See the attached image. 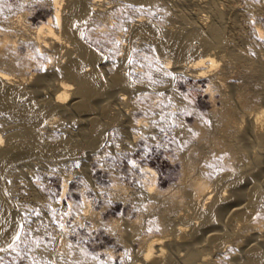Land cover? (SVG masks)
Here are the masks:
<instances>
[{"label": "rangeland", "instance_id": "obj_1", "mask_svg": "<svg viewBox=\"0 0 264 264\" xmlns=\"http://www.w3.org/2000/svg\"><path fill=\"white\" fill-rule=\"evenodd\" d=\"M67 1L69 0H63V4L61 7L62 15L70 12L69 11L70 9H68L66 6V4L68 3ZM160 1H159L160 3H157L155 5L153 4L152 5L153 8L151 6L150 7L145 6V8H143L144 5L136 4L137 2L135 4L132 2L129 3V0L126 1L110 0L108 1V3H106V6L104 8L105 10H103L104 13L102 11H98V12L93 11V13L89 16L90 18L88 17L87 20L85 21L84 23L85 25H82L83 27L81 26L79 31V35H80L79 37H80V41L83 42L82 45H84L88 49L90 48L89 50L95 52V54L97 53L96 55L98 56L94 60L96 63L85 62L82 64L83 67L81 66L82 67L81 70L85 72L89 70L90 71L97 70L99 73L101 72L100 74L103 76L102 79H104V81L108 84V87H106L108 90L105 91H109V92L107 93L104 92V94L98 93L99 94L98 97L94 99L92 98L93 100L91 99L92 102L91 107H93L92 108L93 110L92 111L90 110L91 111L90 113L89 112L87 113V111L86 112L80 110L77 111V109L76 111H74L75 109L70 107V108H66L65 110L58 109L57 112H55L56 111L55 110L51 112V115L48 113L50 116L48 114L47 115L45 114L44 116L45 118H43L44 120L43 122H47L49 120L48 118L50 117H56L57 121H55V123H53L49 127L45 128L44 125L43 128L42 126L39 127L37 132H38V137L40 138L39 140H41L40 141L41 144L44 145L43 143H45V146L48 145L49 147L53 145L54 142L57 141L56 143H58L59 141V143L65 144L70 150H72L71 148L72 146L76 145V147H78L77 150L76 147L74 146L73 149L75 151L73 150L72 152L67 151L65 152V156L63 155L64 153L60 154L59 156L58 154L57 156H55L56 154L54 156L48 155V157L47 154L46 156L44 154H42L43 156H41V154H37V155L32 154L31 156L30 154L29 156L28 154H26L25 156L22 155L20 156V158L12 161L11 164L8 165V167L5 168L3 172H0V204L1 203H3V205L5 204V207H7L6 209L8 210L7 212H9L8 215L11 218L10 220L13 223H15L14 225H16V227L14 226L16 229L14 228L13 230L14 233L11 234L9 239L5 240L0 244V264H73V263L74 264H89V263L106 264L105 259H107L108 257L107 254L110 252L114 254L112 257L113 260H111L112 262L111 261L110 263L107 262L108 264H132L131 257L132 255L134 256L136 250L139 247L137 240L132 242L131 241V239H133L132 237L130 239L128 237L127 239L129 240L124 238V240L126 239L127 241L125 240V242H123L122 244L118 239L119 235L112 232L110 229H108L107 226L105 227V225L109 220L119 219L120 216H122L120 220L127 219V216L133 219L139 213H141L140 215L142 216V219H147L149 217L151 218L152 215L158 213L161 217H163V219H165V221L171 222L173 218V213L176 212L177 210H178L177 212H180L179 211L180 207H181L180 209L181 212L183 209V213L185 214L187 211L190 210L193 211V208L190 209L192 207L190 206L191 205L190 203L187 204L182 203L181 204L182 206L179 204L180 206L179 207L177 206V204L171 205L170 200L162 196L155 199V201L152 203H150L149 200L143 198L141 196V193L139 192V188L137 187V183L139 186V181L142 178L139 176L141 174L140 172L141 167L148 165L147 167L149 168L151 167L150 169L154 170L157 186L159 185L160 186L159 188L160 189L162 188L160 192H163L166 189L173 187L174 184H177L179 182V179L181 177V169H182L181 159L195 160V158L198 156L197 152L199 151L200 153H203L201 154L202 157L200 156L201 160L203 158L207 160L210 159L216 160L217 162H219L221 159L228 160V165L226 167H223L222 165L219 164L218 166L216 165V167L213 166V168L211 164H210L211 167L208 165H206L207 167L204 166L205 169L204 173H206L205 175L207 179L209 178L208 179L209 185H213V186H209V190L213 189L212 191L216 190L217 192L219 191L220 193H222L223 191H220V189L231 190L232 188V186L228 184V182H226L225 180H223V184H219L220 186L219 185L217 186L218 178L219 177L221 178L222 177L221 174H224L225 171L227 172L228 175L230 174V178L233 177V179H236L235 177L237 175L234 174L235 176L234 177L233 175H231V173L236 172V170H241L243 168L245 169L246 168L245 166L248 165V162L246 163V161H249V163L252 164V165L250 164L252 168L254 166H255L254 168H256L257 166L256 164H259L261 168L264 166L263 163L264 152H262V156L261 153L259 152L260 153L259 155L260 157H259L254 151L256 150L255 142L252 139H250V137H246L248 136L247 131L249 130V125L245 121H247L248 120L247 118L250 117L251 115L250 112L253 113L254 110L250 111L247 110V108H243L241 105H238L240 104L239 100H237V98H234L236 97V95L233 96L236 90L238 89V87H242V88L244 87V90L248 89L246 91L248 92V94H252V93L254 95L258 94L257 97L259 101L264 103L263 101H261L264 100V51L262 47L258 44V42H256L255 34L253 31L254 25L257 24L261 26L262 30H264V13L257 12L256 10L253 9L254 7H252L253 6L252 4L254 5L255 3L258 4L260 0H164V1L160 0ZM49 2L50 0H0V30H2L0 31V36L2 34L1 32H6L7 30H9V27L10 29H14V31L17 29L16 30L17 32H23V31L25 32V30L32 31V28L36 27L37 24L39 25L42 21L46 22L48 17L52 16V10L49 5L50 4ZM209 3L210 5H208ZM215 7L216 9L218 8V10L222 13L223 18L221 19L223 20H220L219 26L221 25L220 28H222L227 38V42L226 44L224 43V45L220 47L216 46L215 44H211V46L206 44L208 45L207 48V46L203 42L201 43L199 40H196L193 42V51L203 52L205 50L208 51L210 50L209 52L216 51L215 53L217 54L223 53L225 55V61L228 65V72L229 71L231 72L233 70L236 71L237 69H239L238 65L241 63L242 64L244 63L245 66L243 64L244 69L240 70L242 72V76L240 75L237 76V74L235 75V73H237L238 71L237 70L235 73L234 71L231 72L232 74L229 72L230 78L228 77L225 81H223L224 85H221L222 83H219L217 80L215 82L216 84L214 83L215 85L211 88L213 91L211 92V97H210L209 95L210 93L205 91V85L207 84L206 81L194 80L184 75L180 69L176 70L172 68L173 69L172 70L170 68L172 71H174V73L172 71H168V73L166 72L164 73L163 71H161V67L164 65L163 64L164 60L170 58L166 56H171L172 59L170 58V60L172 61V64L174 63V66H176L175 62H177V66H178L179 62H180L179 64H181L184 63L185 60L186 61L189 60V56H185L182 59L176 58V60L178 61H175L176 56H174V53L172 54V50L170 48L172 47V45L170 43L169 45H166L168 46V48L165 47L166 49L165 50L161 49L162 50L161 51L159 50L160 49L158 47L159 45L156 42H153L152 39H150L151 40L150 41L149 38L146 39V37L134 38V36L132 37V35L130 34H132L133 31L131 29L132 27L131 20L138 14H142L144 18H146L145 23L147 22L150 25L154 24V26L159 27L157 29L159 31V32L157 31V34L161 37L160 39V37L157 35L159 40L162 39L164 40V38L165 40L166 38L168 39L167 37V35H169L168 32L171 34L174 31V35L176 34L178 35V34H182L185 31L187 32L188 29L189 30L193 29V26L198 27L199 29H201V31L203 32L205 31L206 33L207 32L206 30L209 27V25L212 22H214V17H212L213 13L211 12H214ZM150 10L151 12H149ZM208 10L210 11L207 12ZM18 14L19 16L21 15L23 17L20 19L21 23L20 21L16 22L15 20H13L15 19L13 17L18 16ZM100 15L101 17H99ZM193 20H195L197 24ZM14 21L17 24V26L15 25ZM201 21H203V23ZM105 22L107 24L104 26ZM191 23L192 25H190ZM163 27L165 28L162 29ZM167 27H169L170 29L169 28L167 29ZM4 29L7 30L5 31ZM19 29H21V31H19ZM162 30H164L165 32ZM14 31L12 34H15ZM181 31L183 32L181 33ZM163 33L166 35H164ZM117 34L120 37L122 36V39L125 37V39L119 45L118 44L114 45V43L111 42L114 39V38L112 39V37L113 35L116 37ZM15 36L16 35H13L14 38L17 39L21 38L19 37V35L16 37ZM23 39L21 38L19 41H17L18 44H16L17 45L16 48L20 47L19 49L18 48L17 49L18 51L21 50L20 52L22 54L25 48L24 46L25 44L24 43H23L24 45L22 44V42H24L22 41ZM262 40H264V37ZM70 41L71 40L68 41L69 42L68 44L70 47H72L71 49L73 51L70 50L69 48V50L71 51L69 53L70 55L69 57H78L79 53L78 52L76 53L77 49L76 48L74 49L75 46L74 44L73 45L70 44L73 43ZM121 44L125 46L123 47V45ZM47 49L42 51L43 54L42 52L40 54L38 52L37 55L35 54L36 64L33 63L31 64L30 67L28 66L24 68L23 69L24 71H20L18 69H10L7 66L6 63L9 62V61L7 62V59L13 58L11 56L4 57L3 59L0 60V63L5 61V64L4 62L0 64V69L7 68L6 70H11V72H13L15 75L18 76L17 77L18 80L16 78V81H14L15 83L13 82L12 87L20 86V88L25 89L24 91H27L28 94H31L33 92L30 95V97H32L31 101L38 108L46 107L45 104L46 102H48L49 104L50 101L48 100H50L51 99L50 97H52V94H54L53 83L55 84V82L58 81L62 76L59 71L60 69L58 68L59 66L65 63V60H67L66 58L69 59V57L63 52L65 48L62 50L61 49L51 50L49 48V51L46 52ZM169 50H171V52ZM163 51H165L166 53L165 52L163 53ZM129 59H131L132 61L131 64L128 62ZM116 67L121 73L116 69ZM259 68L261 70H259ZM135 69H138L140 71L142 70L141 72L143 73L140 72L139 74H136V71L138 70ZM113 70L114 71L116 70L123 76L125 75L126 79L128 78L127 79L128 84L124 88L125 90L123 89L122 85L120 86L121 88L120 89L117 85H114L115 84L114 83L113 85L115 86V89H113L114 91L111 90L112 92H110L109 82L107 81L109 80L111 81L110 82V89H111V87L113 86V85L111 86V83L113 82L112 80L113 73L111 71ZM148 70L149 71L151 70L149 74H148L149 72ZM178 70L179 72H176ZM20 74L25 76L24 78L26 79L19 80L21 77H23ZM163 76L166 77L164 78ZM233 76H235L236 80L234 79ZM38 78L40 79L36 81V79ZM219 81L221 82L222 80ZM75 85H73V87H75ZM231 87L234 88H232L231 90ZM121 93L124 94V96L126 97L127 101L126 100L124 101L125 105L119 103L118 100L115 101L114 99L116 97L118 98ZM230 94L231 96H229ZM259 96L263 99L259 98ZM228 97L229 99H227ZM222 99L223 100L227 99L228 100L226 101L227 104L222 103L223 101ZM232 100L234 102L231 103ZM260 102H258L256 105L261 106L262 103L259 104ZM221 104H223L224 106L221 107ZM231 104L232 106L229 108L227 105L230 106ZM234 104L236 107L234 106ZM211 105L213 106V108L211 107ZM257 106L252 105L248 109L250 108L255 109L257 108ZM262 106L264 105L262 104ZM121 107L123 108L121 109ZM232 107L234 109H232ZM225 108H228V111H230L231 109V111L229 112L230 118L232 116L231 112H233L234 117L232 116L231 119L237 118L236 120L239 121L240 116H242L245 123L243 122L244 123L243 124L241 123V121H239L240 122L239 124H242L243 126L246 127L239 125L236 122V120L234 121V119L232 120V122L234 123L233 124L230 118H229L230 122L228 121L229 120L228 118H225L227 120L224 119L225 121H223L225 124L224 129L225 130L229 129L230 133L227 131H226L227 133H224L222 126L223 124L220 123V121H217L215 115H213L214 111H212V109L213 110L215 109V111L216 109H218L217 111L222 113L224 112ZM102 109L103 111L105 110L104 112L106 114L102 111ZM219 109L223 111L221 112V110L219 111ZM244 109H246L245 113L247 115L244 114V112H242L244 111ZM125 110L126 112H124ZM248 111L250 112L248 113ZM229 113H228V117H229ZM235 113L240 116L236 115ZM248 114L250 115L248 116ZM243 115L245 116L243 117ZM126 116H128V118ZM139 119L142 120V121L140 120L142 123L145 121L146 123L144 122V124L146 126L142 124L141 127L136 128L134 125H136V122ZM226 122L228 124H226ZM93 123L96 124L94 125ZM235 123L239 125L238 126L239 129L237 128V126H235L236 125ZM194 125H198L199 127H196ZM18 126L21 125L19 123L15 124V121L11 119V117H9L2 109H0V134L3 136L4 140L6 138L4 135L8 134L10 131L13 130L15 131V129L19 130L20 127ZM94 126L98 128L96 129ZM226 126L229 128H227ZM134 127L136 129H134ZM199 128H204L205 130L207 129L206 130L207 132L204 133L205 135L207 134L206 137L204 134L201 135L202 137L198 136L200 135ZM244 132L245 134L247 133L246 136ZM143 133L144 135H142ZM232 135L234 136V138ZM235 135L237 139H235ZM203 137H205L206 140ZM91 138H93V140ZM245 138L247 139L249 138V139L246 140ZM66 140H68V142ZM235 140H237V142ZM89 141L90 142L92 141V143H90ZM210 141L213 142V144L214 142L218 143L219 141H221L222 143L219 142L218 144L219 145L222 144L223 146L222 145L219 146L217 144L216 146L220 147V149H222L221 150L222 152L220 151L219 148L214 146L215 144L213 145ZM231 141L233 143L235 142V144L232 143L234 147H232L231 145L229 147V145L227 144V143L230 144ZM50 142L53 144H51ZM66 143H68V145ZM72 143L74 145L71 146L70 144ZM69 145L71 147H69ZM207 145L209 146L207 147ZM210 145L212 148L210 147ZM254 145L255 147H252ZM196 147L198 151L195 149ZM237 147L240 151L236 152V150H238ZM213 148L215 149V151L219 149V151L217 152L218 153L220 152V154L216 153ZM227 149L228 151L232 149H234L235 151L232 150V153L231 151L226 152ZM247 151L249 153L254 152L255 154L253 155L251 153L249 154ZM228 153L229 155H227ZM244 154L245 157H243ZM188 156L189 158H191L192 156V158L189 159L187 158ZM214 157H216V159H213ZM219 157L220 158L223 157V158L219 160ZM235 157H237L238 159ZM242 157L245 159V161L244 160L240 161L243 159ZM252 157L259 159L263 158L262 161H260L262 163L260 164V162H258L259 160L256 161L257 159H253ZM198 160H200L199 156L196 158V162ZM230 161L231 163H233L234 166L230 165L231 164L229 163ZM198 162L202 163L203 161L201 162L198 161ZM253 162L255 163L254 165ZM237 163H239L240 166L243 168L240 167L241 168L240 169L239 164ZM228 166L229 169L227 168ZM231 166L232 168L234 169L237 168V169L234 171V169L231 168L232 169L231 170L230 169ZM259 166H257L256 171L251 169V167L249 166L251 172L248 171L250 172L248 173L249 176L246 175L249 178L246 177L244 179V181L246 180L247 183L246 182L244 183L243 181L240 184L241 185L243 184L242 185L243 188L241 187V191L243 190L242 192L244 194L248 192L247 190L250 187H253L252 185L256 186V183L258 184L257 185L258 188L261 189V190L258 189L260 191L259 195H262L259 196L260 198L259 202L263 206V210H262L263 214L261 216L262 219L260 223H258L257 220H252V219L248 220L249 223L253 224V225L249 224L251 228L248 230L250 232H248V230L245 227L236 228L238 232L236 229L234 230V228L232 227V232L234 231L232 233L230 230L231 227L229 226L231 225L230 222L231 219L228 218L229 216L227 213V211L229 210L225 211L226 213L223 212L221 214V217L219 218L220 220L218 219L220 222L219 221L218 222L219 223L222 222V223L221 224L218 223L219 225L215 229L216 231L219 232L225 231L226 233L227 232H229L230 234L232 233L231 235L235 237L236 244L231 245L232 246L231 247L230 244L226 243L225 245V243H223L219 247L222 250L221 251L219 249L221 253L225 254L226 256L228 253L230 254L231 257L234 256L232 258L233 262H230L232 259H229L230 256L228 254V257L222 260L219 264H227L228 262L230 264L231 263L233 264L236 258L238 260L237 262L242 263V261L243 260L245 261L246 259L245 258V256L247 255L246 249L249 250L251 245L261 247L262 243L260 242L262 241L264 244V239H263L264 238L263 236L264 235V180L262 181V179H264V174H262L264 173V167L260 169ZM258 170L259 172H257ZM254 171L255 173L256 172L257 173L255 174ZM218 173L221 176H219ZM254 174L255 176L253 177V179L254 178L256 179L254 180L250 179V177H252ZM208 175L211 176L209 177ZM256 176L259 177L257 178ZM67 178L68 180H66ZM250 180H252V182ZM63 182L67 183V188L64 195L61 194L62 191L61 187L64 184ZM114 182H119L120 184L122 183L121 185H123V187L125 186L124 187L125 191L122 193L121 196L119 195L115 196L113 194L111 185H113ZM219 183H221V181ZM227 185H229L230 188H228ZM245 187L248 189H246ZM108 191L111 193H108ZM124 193H126V195ZM82 197L88 199V201L95 208V210L98 211V213L100 212V214L97 217L98 219L96 220L97 222L88 219L89 218L88 216L87 219L86 217L85 219L79 217L76 207H79ZM121 197L124 198V200L126 201L121 200ZM243 197L244 196L241 197L242 201L241 199L238 200V203L240 204L244 203L245 197L244 198ZM166 201H168L167 202L168 204L166 203ZM186 201L189 202V197L186 199ZM122 202H124L125 204ZM70 204H72L74 207L70 206ZM143 204L146 205V207ZM150 204H152L151 205L152 209L149 208ZM200 204H201V208L207 206V204L204 205V201H202ZM200 204L198 207H200ZM170 205L172 206L171 208ZM157 206H160V208ZM166 206L169 207V209H167ZM175 206L177 207L175 208ZM169 210H171V212ZM160 212L162 214L166 213V215L163 214L162 216ZM188 213H191V211ZM176 216L177 215H174L175 218ZM167 218L170 219V221L166 220ZM74 219L77 220L75 221ZM78 221L81 222L79 223ZM91 221L93 225L91 224ZM94 222L96 225L94 224ZM229 222L230 224H227ZM255 222L257 224H255ZM220 225L224 226L223 229L222 226ZM253 226L255 228H253ZM256 226L261 227L260 228L261 230ZM256 228L257 231L259 230L261 231L259 232L263 237L262 240H261V235L259 237L258 235L252 236V233L256 231ZM245 230L247 232H245ZM235 233L238 234L234 236ZM247 234L249 236L251 235L252 240L249 236H247ZM124 235L126 236L125 233ZM205 236L206 234L203 235L204 238L202 237V239L198 241V244L205 243L204 240ZM254 236L260 241L255 239ZM253 243L255 244L258 243V245H255ZM261 249L264 252V245ZM106 251L109 252L107 253ZM79 259H82L83 262L82 260ZM98 259H101V261L100 260L97 261ZM228 259L230 261H228ZM240 259L241 261H239ZM86 260L87 261L89 260V262H87ZM261 264H264L263 261Z\"/></svg>", "mask_w": 264, "mask_h": 264}, {"label": "bare ground", "instance_id": "obj_2", "mask_svg": "<svg viewBox=\"0 0 264 264\" xmlns=\"http://www.w3.org/2000/svg\"><path fill=\"white\" fill-rule=\"evenodd\" d=\"M110 1V0H108ZM107 0H69L67 1L68 3L66 4L67 8L70 9L69 13H66V14H63L61 13V7H62V4H63V0H50V7H51V10H52V16L48 17L47 21L46 22H41L39 25L37 24L36 27L32 28V31H26L25 32H17L16 30L14 31V29H10L9 27V30H5L6 32H1V36H0V60L3 59L4 57H7V56H11L13 58H10V59H7V66L10 68V69H18L20 71H24L23 69L26 68V67H30L31 64L35 63V58H36V55L37 53L39 52V54L47 49L46 52L49 51V48L52 50H59V49H64L63 52L69 57V53L71 52L70 50H72L69 46V40H71L70 42H73V43H70V44H74V49L76 48V53L78 52L79 53V56L78 57H69L66 58L67 60H65V63L64 64H60L61 66H59L58 69H60V74L62 75L61 78L55 82V84L53 83V93L52 94V97H50L51 99L48 100L50 101L49 104L48 102H46V107H43V108H38L36 107L32 101H31V98L30 95L31 94H28L27 91H24L25 89H22L20 88V86L18 87H12L13 85V82L16 81V78L18 77L17 75H15L13 72H11V70H6V69H0V109H2L9 117H11V119H13L15 121V124H20L21 126H18L21 128H19V130L15 129V131H10L8 134H5L4 136L6 137L5 140L3 138V136L0 134V172H3L5 170V168L8 167V165L11 164L12 161H14L15 159H18L20 158V156L22 155H26L30 154V156L32 154H41V156H43L42 154H44L46 156L47 154V157L48 155L49 156H58L60 154H63L65 156V152L67 151H75L73 149V147L76 145H74L73 143L70 144L71 146L74 145V146H70L72 148V150H70L65 144H61L59 143H56L54 142L51 143L53 145L49 146H45V143H43L44 145L41 144V140H39L40 138L38 137V129L39 127L42 126L43 128V125L46 127H49L50 125H52L53 123H55L56 120V117H50L48 118L49 120L47 122H43V118H45V114L47 115L48 113L51 115V112L55 111L57 112L58 109H63L65 110L66 108H74L73 110L77 111L80 110V111H87V113L91 112L93 109V107H91V99L93 98H96L98 97V93H102L104 94V92H109V91H105V90H108L106 87H108V84L104 81V79H102V75L97 71V70H89V71H83L81 70V68L83 67V63L85 62H93V63H96L94 60L96 57H98L95 52H92L90 51L87 47H85L84 45H82L83 42L80 41V35H79V31H80V28L82 25H85V21L87 20V18L94 12H98V11H102L105 10V6H106V3H108ZM126 1V0H125ZM160 0H129V3L132 2V3H136V4H141V5H144L143 8L146 7H152V5L154 4H157V3H160L162 1ZM164 1V0H163ZM114 3V2H113ZM118 3V2H117ZM214 3V2H213ZM254 3V2H253ZM258 3V2H257ZM111 4V3H109ZM119 4V3H118ZM216 4V3H215ZM251 4V3H250ZM249 4V5H250ZM140 5V6H141ZM210 5V3L208 4ZM213 5V4H212ZM253 5V6H252ZM251 6L254 7L253 9L256 10L257 12H261V13H264V0H260L258 4L255 3L252 4ZM65 6V7H66ZM108 6V5H107ZM215 6V5H214ZM120 7V6H119ZM139 7V6H138ZM110 8V7H109ZM137 8V7H136ZM153 8V7H152ZM107 9V8H106ZM114 9V8H113ZM112 9V10H113ZM117 9V8H116ZM213 9V7H212ZM252 9V10H253ZM109 10V9H108ZM140 10V9H139ZM251 10V9H250ZM107 11V10H106ZM146 11V10H145ZM210 10H208L207 12H209ZM68 12V11H67ZM110 12V11H109ZM118 12V11H117ZM151 12V10L149 11ZM104 13V12H103ZM120 13V12H119ZM138 13V11H137ZM142 13V12H141ZM145 13V12H144ZM213 13V16L214 17V22H212L209 27L207 28V32L205 33V31H201V29H199L198 27L196 26H193V29L191 30H187V32H183L181 31L182 34H176L174 35V31L173 33H169L168 30V34L167 37L168 39L164 38V40H159L158 39V34H157V29L159 28L158 26H154L153 25H150L148 24L147 22L145 23V19L144 16L142 14H138L136 15L134 18H132V27L131 30L132 31V37L134 36L135 37H146V39L149 38L152 39L153 42H156L159 46V50L161 49H166L165 47L168 48V46L166 45H169V43L172 45L171 50H172V54L174 53V56L175 57V61H178L176 60V58H179V59H182L183 57L185 56H189V60H185L184 63H181L179 64L178 63V66H177V62H175L176 66H174V63L172 64V61L170 60L171 56H166V57H170L169 59L167 60H164V65L161 67V71H163L164 73H168V71H172L173 69H180L184 75L194 79V80H197V81H206V85H205V91L206 92H209L210 94V97H211V92L213 91L211 88L216 84L215 82L218 80L219 83H222L221 85H224L223 81H225L228 77H229V72H228V65L225 61V55L222 53V54H217L215 52H209L208 50H205L203 52H194L193 51V42L196 41V40H199L201 43L203 42L205 45L208 44L211 46V44H215L216 46H222L224 45V43L226 44L227 42V38L222 30V28H220L219 26V22L220 20H223L221 18L222 17V13L218 10V8L214 9V12H211ZM17 14V13H16ZM20 14V13H19ZM16 16V17H13L15 19L16 22L20 21L21 18H23L21 15L19 16ZM97 14V13H96ZM107 14V13H106ZM149 14V13H148ZM147 14V15H148ZM15 15V14H14ZM23 15V14H22ZM104 15V14H102ZM116 15V14H115ZM13 16V15H12ZM106 16V15H105ZM146 16V15H145ZM205 16V15H204ZM92 17V16H91ZM101 17V15L99 16ZM210 17V18H212ZM90 18V17H89ZM104 18V16H103ZM106 18V17H105ZM204 18V17H203ZM11 19V18H10ZM148 19V18H147ZM198 19V18H197ZM196 19V20H197ZM12 20V19H11ZM104 20V19H103ZM107 20V19H106ZM202 20V19H201ZM10 21V20H9ZM14 21V23H15ZM130 21V22H131ZM195 23L196 21L193 20ZM211 21V20H210ZM213 21V20H212ZM203 23V21H201ZM21 23V21H20ZM150 23V22H149ZM13 24V23H12ZM23 24V23H22ZM107 23L105 22L104 26L106 25ZM152 24V23H151ZM197 24V23H196ZM9 25V23H8ZM15 25L17 26V24L15 23ZM26 25H27V22H26ZM192 25V23L190 24ZM254 25V24H253ZM24 26V25H23ZM29 26V24H28ZM103 26V27H104ZM198 26V25H197ZM201 26V25H200ZM27 27V26H26ZM83 27V26H82ZM195 27V28H194ZM202 27V26H201ZM8 28V27H7ZM13 28V27H12ZM15 28V26H14ZM17 28V27H16ZM165 27H163L162 29H164ZM169 27H167L168 29ZM205 28V27H203ZM170 29V28H169ZM30 30V29H29ZM203 30V29H202ZM2 31V30H0ZM13 31L15 32V34H12ZM19 31H21V29H19ZM164 31V30H162ZM253 31H254V34H255V39H256V42H258V44L262 47L263 51H264V40L263 37H264V30H262L261 26H259L258 24L257 25H254L253 27ZM125 32V31H124ZM159 32V31H158ZM165 32V31H164ZM166 32V33H167ZM178 33V32H177ZM164 34V33H163ZM13 35H16L19 37H21L24 41H20L22 42V44L25 46L24 48V51H23V54L20 52L21 50L18 51V49L20 48H16V44L17 41H19L20 39H17V38H14ZM158 35V36H157ZM166 35V34H164ZM15 36V37H16ZM124 37V36H123ZM129 37V36H128ZM160 37V36H159ZM114 38V39H113ZM133 38V39H134ZM17 39V40H16ZM112 43L115 44H120L122 41H124L125 37L122 39V36H117L115 37L113 35L112 37ZM127 39V38H126ZM132 39V38H131ZM161 39V37H160ZM229 39V38H228ZM110 40V39H109ZM126 41V40H125ZM128 41V40H127ZM151 41V40H150ZM255 42V41H254ZM230 43V42H229ZM21 44V43H20ZM125 44V43H124ZM155 44V43H154ZM123 45V44H121ZM128 45V44H127ZM170 45V46H171ZM208 45L207 48H208ZM125 45H123L124 47ZM129 46V45H128ZM259 46V47H260ZM119 47V46H118ZM225 47V46H224ZM70 48V50H69ZM122 48V47H121ZM196 48V47H195ZM117 49V48H116ZM206 49V48H205ZM221 49V48H220ZM124 50V49H123ZM168 50V49H167ZM171 50H169L171 52ZM73 51V50H72ZM129 51V50H128ZM162 51V50H161ZM229 51V50H227ZM159 52V51H158ZM165 51H163L164 53ZM220 52V51H219ZM218 52V53H219ZM241 52V51H240ZM55 53H58V52H55ZM130 53V52H129ZM166 53V52H165ZM226 53V51H225ZM36 54V55H35ZM43 54V52H42ZM161 54V53H159ZM35 55V56H34ZM76 55V54H75ZM78 55V54H77ZM124 55V54H123ZM126 55V54H125ZM168 55V53H167ZM171 55V54H169ZM236 55V54H235ZM122 56V55H121ZM133 56V55H132ZM172 56V57H174ZM232 56V55H231ZM119 57V56H118ZM131 57V56H130ZM141 57V56H140ZM229 57V56H228ZM243 57V56H242ZM49 58V57H48ZM127 58V57H126ZM157 58V57H156ZM188 58V57H186ZM227 58V56H226ZM233 58V57H232ZM6 59V58H5ZM12 59V60H11ZM52 59V58H51ZM116 59V58H115ZM119 59V58H118ZM141 59V58H140ZM144 59V58H143ZM161 59V58H160ZM164 59V58H163ZM172 59V58H171ZM243 59V58H242ZM38 60V59H37ZM47 60H50V59H47ZM113 60V59H112ZM111 60V61H112ZM120 60V59H119ZM117 60V61H119ZM150 60V59H149ZM155 60V59H154ZM230 60V59H228ZM110 61V60H109ZM145 61V60H144ZM153 61V60H152ZM159 61V60H158ZM232 61V60H230ZM235 61V60H234ZM241 61V60H240ZM4 64H5V61H3ZM1 62V63H3ZM103 62V61H102ZM122 62V60H121ZM120 62V63H121ZM163 62V61H162ZM244 62V61H243ZM0 63V64H1ZM105 63V62H104ZM116 63V62H115ZM114 63V64H115ZM124 63V61H123ZM158 63V62H157ZM241 63V62H240ZM36 64V63H35ZM48 64V63H47ZM90 64V63H89ZM155 64V63H154ZM229 64V63H228ZM235 64V63H234ZM238 64H239V61H238ZM244 64V63H243ZM243 64H239L238 67L239 69H237V73H235L236 71H234L235 75L237 74V76H242V72L240 70H243ZM39 65V64H38ZM37 65V66H38ZM44 65V64H43ZM93 65V64H91ZM124 65V64H123ZM142 65V64H141ZM152 65V64H151ZM159 65V64H158ZM46 66V64H45ZM44 66V67H45ZM58 66V65H57ZM82 66V67H81ZM245 66V64H244ZM39 67V66H38ZM56 67V66H55ZM121 67V66H120ZM97 68V67H96ZM112 68V67H111ZM137 68V67H136ZM159 68V67H158ZM172 70H171V69ZM263 68V67H262ZM28 69V68H27ZM43 69V68H42ZM55 69V68H54ZM117 69V67H116ZM145 69V68H144ZM143 69V70H144ZM234 69V68H233ZM236 69V68H235ZM118 70V69H117ZM121 70V69H120ZM135 70H138V69H135ZM158 70V69H157ZM160 70V69H159ZM219 70V71H218ZM253 70V69H252ZM258 70V69H257ZM259 70H261L259 68ZM258 70V71H259ZM119 71V70H118ZM142 71V70H141ZM140 70L136 71V74H139L141 72ZM149 71V70H148ZM151 71V70H150ZM150 71L148 72V74L150 73ZM154 71V70H153ZM156 71V70H155ZM180 71V72H181ZM231 71V72H233ZM251 71V70H250ZM18 72V71H17ZM103 72V71H102ZM112 73V80L113 82L111 83V86L114 84V85H117L119 88L120 86L122 85L123 86V89L127 86L128 82H127V79L125 77V75H121L119 72H117L116 70L114 71H111ZM146 72V71H145ZM174 73V71H172ZM176 72H179L176 71ZM230 72V73H231ZM261 72V71H260ZM263 72V71H262ZM44 73V72H43ZM143 73V72H141ZM31 74V73H30ZM45 74V73H44ZM134 74V73H133ZM232 74V73H231ZM21 75V74H20ZM33 75V74H32ZM41 75V74H40ZM57 75V74H56ZM171 75V74H170ZM23 76V75H21ZM30 76V75H29ZM172 76V75H171ZM181 76V75H180ZM20 77V76H19ZM25 76L21 77L19 80H25L26 78H24ZM105 77V76H104ZM164 77V76H163ZM166 77V76H165ZM164 77V78H165ZM184 77V76H183ZM234 79H235V76H233ZM232 77V78H233ZM111 78V76H110ZM130 78V77H129ZM173 78V77H172ZM230 78V77H229ZM239 78V77H238ZM40 78L36 79V81H38ZM109 79V78H108ZM240 79V78H239ZM18 80V78H17ZM219 80H222L221 82ZM236 80V79H235ZM234 80V81H235ZM107 81V80H106ZM129 81V80H128ZM19 82V81H17ZM109 82V90L110 92H112L111 90L115 89V86L113 85L112 88L110 89V80L107 81ZM217 82V83H218ZM238 82V80H237ZM15 83V82H14ZM215 83V84H214ZM76 84V85H75ZM120 84V85H118ZM235 84V83H234ZM241 84V83H240ZM16 85V84H15ZM73 85H75V87H73ZM228 85V84H227ZM237 85V84H236ZM235 85V86H236ZM239 85V84H238ZM52 86V85H51ZM116 86V87H117ZM129 86V85H128ZM144 86V85H143ZM221 87V86H220ZM227 87V86H226ZM117 88V89H119ZM129 88V87H128ZM127 88V89H128ZM139 88V87H138ZM229 88V87H228ZM226 88V89H228ZM232 88L234 87H231V90ZM121 89V88H120ZM247 89V88H246ZM250 89V88H249ZM104 90V91H102ZM125 90V89H124ZM223 90V89H222ZM236 90V89H234ZM233 90V91H234ZM248 90V89H247ZM247 90H244V87H238V89L236 90L235 94L233 96L236 95V97L234 98H237V100H239V103L238 105H241L243 108H247V110H254V112H250L248 111V113L250 112V114H248V116L250 115L249 118H247L245 122L248 123L249 125V130L247 131L248 132V136H246L245 132V136L246 137H250V139H252L255 144H256V150H254L256 152V154L259 156L260 153H261V156H262V152H264V106H262V104L264 105V103L260 102L259 99H258V94L257 95H254L253 93L252 94H248V92H246ZM102 91V92H101ZM114 91V90H113ZM215 91V90H214ZM224 91V90H223ZM226 91V90H225ZM131 92V91H130ZM220 92V91H219ZM105 93V95H106ZM116 93V92H115ZM126 93V91H125ZM128 93V92H127ZM251 93V92H250ZM222 94V93H221ZM229 94V93H228ZM97 95V96H95ZM117 95V94H116ZM131 95V94H130ZM45 96V95H44ZM50 96V95H49ZM95 96V97H94ZM112 96V95H111ZM158 96V94H157ZM156 96V97H157ZM231 96V94L229 95ZM43 97V96H42ZM135 97V96H134ZM133 97V98H134ZM117 98V97H116ZM119 101V103L124 104V101L126 100V97L124 96V94H120L119 97L116 99ZM147 98V97H146ZM225 98V97H224ZM223 98V99H224ZM233 98V99H234ZM259 98H261L259 96ZM92 99V100H93ZM211 99V98H210ZM221 99V98H220ZM222 99V100H223ZM229 99V97L227 98ZM223 100L222 103H226V101L228 100ZM231 99V98H230ZM263 99V98H261ZM47 100V99H46ZM45 100V101H46ZM213 100V98H212ZM215 100V99H214ZM112 101V100H111ZM127 101V100H126ZM130 101V100H129ZM135 101V100H134ZM139 101V100H138ZM147 101V100H146ZM154 101V100H153ZM264 102V100H261ZM108 102V101H107ZM131 102V101H130ZM136 102V101H135ZM149 102V101H148ZM234 102L233 100L231 101V103ZM238 102V101H237ZM260 102L259 104H261V106H257L256 104ZM111 103V102H110ZM127 103V102H125ZM152 103V102H151ZM229 103V102H228ZM236 103V102H235ZM48 104V106H47ZM137 104V103H136ZM212 104V103H211ZM255 104V105H254ZM107 105V103H106ZM112 105V104H111ZM110 105V106H111ZM120 105V104H119ZM122 105V106H123ZM133 105V103H132ZM135 105V104H134ZM149 105V104H147ZM153 105V104H152ZM257 106V108L255 109H248L249 107L251 106ZM44 106V105H43ZM129 106V105H128ZM224 105L221 104V107H223ZM229 108L232 106V104L229 106L227 105ZM235 106V104H234ZM42 107V105H41ZM104 107V106H103ZM135 107V106H134ZM143 107V106H142ZM148 107V106H147ZM211 107L213 108V106L211 105ZM217 107V106H216ZM236 107V106H235ZM123 107H121L122 109ZM130 108V107H129ZM128 108V109H129ZM133 108V107H132ZM138 108V107H137ZM141 108V107H139ZM149 108V107H148ZM218 108V107H217ZM240 108V107H239ZM238 108V109H239ZM241 108V109H243ZM106 109V108H104ZM232 109H234L232 107ZM240 109V110H241ZM72 110V111H73ZM89 110V111H88ZM91 110V111H90ZM108 110V109H107ZM127 110V109H126ZM126 110L124 112H126ZM142 110V109H141ZM218 109H216L217 111ZM221 109H219L220 111ZM228 111V108H225L224 112H222L223 110H221L222 113L220 112H216L215 109L212 111H214L213 115H215V118L217 119V121H220V123H222L223 125V132L224 133H227L229 132L230 133V130H225L224 128V122L225 118H230V111ZM239 110V111H240ZM245 110L242 111L245 113ZM60 111V110H59ZM58 111V112H59ZM69 111V110H68ZM103 111V109H102ZM105 111V110H104ZM103 111V112H104ZM109 111V110H108ZM145 111V110H144ZM173 111V110H172ZM237 111V110H236ZM61 112V111H60ZM94 112V111H93ZM102 112V113H103ZM170 112V111H169ZM62 113V112H61ZM67 113V112H65ZM75 113V112H74ZM78 113V112H77ZM105 113V112H104ZM166 113V112H165ZM171 113V112H170ZM227 113V114H226ZM228 113H229V117H228ZM232 113V116L234 117L233 115V112ZM48 114V115H49ZM53 114V113H52ZM60 114V113H58ZM63 114V113H62ZM106 114V113H105ZM126 114V113H125ZM236 114V113H235ZM49 115V116H50ZM127 115V114H126ZM129 115V114H128ZM174 115V113H173ZM227 115V117H226ZM238 115V114H236ZM247 115V114H246ZM59 116V115H58ZM57 116V117H58ZM61 116V115H60ZM231 116V118H232ZM240 116V115H238ZM237 116V117H238ZM245 115H243L244 117ZM128 118V116H126ZM59 118V117H58ZM173 118V117H172ZM230 118V119H231ZM242 116H240V120L241 123L244 122ZM47 119V118H46ZM225 119V120H224ZM230 119L228 120L230 122ZM234 119V118H233ZM231 119V122L232 120ZM237 119V118H236ZM234 119V121L236 120ZM92 120H95V119H92ZM135 120V119H134ZM141 119L137 120L136 122V125H134L136 128L137 127H141L142 124H144V122L142 123L140 121ZM151 120V119H150ZM46 121V120H45ZM131 121V120H130ZM136 121V120H135ZM147 121V119H146ZM149 121V120H148ZM169 121H170V118H169ZM172 121V120H171ZM227 121V122H228ZM238 120H236V122L239 124ZM17 122V123H16ZM96 122V121H94ZM127 122V121H126ZM152 122V121H151ZM226 122V124H228ZM244 122V123H245ZM45 123V124H44ZM146 123V122H145ZM233 123V122H232ZM243 123V124H244ZM246 123V124H247ZM3 124V122H2ZM1 124V125H2ZM94 124V123H93ZM96 124V123H95ZM94 124V125H95ZM230 124V123H229ZM234 124V123H233ZM236 124V123H235ZM236 124L235 126H238L241 125L243 126L242 124ZM5 125V124H4ZM211 125V124H210ZM7 126V125H6ZM98 126V125H97ZM146 126V125H145ZM144 126V127H145ZM152 126V124H151ZM196 127H199L198 125H194ZM220 126V125H219ZM230 126V125H229ZM3 127V126H2ZM10 127V126H9ZM95 127V126H94ZM134 127V129H136ZM212 127V126H211ZM217 127V125H216ZM214 127V128H216ZM227 127V126H226ZM243 127H246V126H243ZM4 128V127H3ZM6 128V127H5ZM11 128V127H10ZM96 129L98 127H95ZM125 128V127H124ZM222 128V127H221ZM229 128V127H227ZM235 128V129H237ZM241 128V127H240ZM248 128V127H247ZM129 129V128H128ZM133 129V128H132ZM143 129V127H142ZM195 129V128H194ZM197 129V128H196ZM239 129V128H238ZM139 130V129H138ZM141 130V129H140ZM207 130V129H206ZM204 128H199V133L200 135L198 136H201L202 134H204L205 132H207ZM209 130V129H208ZM219 130V129H218ZM222 130V129H221ZM225 130V131H224ZM96 131V130H95ZM227 131V132H226ZM232 131V129H231ZM236 131V130H235ZM241 131V130H240ZM98 132V131H97ZM142 132V131H141ZM218 132V131H217ZM148 133V132H147ZM236 133V132H234ZM238 133V132H237ZM135 134V133H134ZM210 134V133H209ZM208 134V135H209ZM220 134V133H219ZM223 134V133H222ZM242 134V133H241ZM42 135V134H41ZM144 135V133L142 134ZM205 135V134H204ZM207 135V134H206ZM205 135V137H206ZM211 135V134H210ZM224 135V134H223ZM139 136V135H138ZM212 136V135H211ZM210 136V137H211ZM218 136V135H217ZM216 136V138H217ZM220 136V135H219ZM233 136V135H232ZM239 136V135H238ZM241 136V135H240ZM202 137V136H201ZM200 137V138H201ZM205 137H203L205 139ZM208 137V136H207ZM242 137V136H241ZM239 137V138H241ZM134 138V137H132ZM209 138V137H208ZM219 138V137H218ZM222 138V137H221ZM228 138V137H227ZM234 138V136H233ZM93 140V138H91ZM210 139H213V138H210ZM209 139V140H210ZM235 139H237L236 135H235ZM246 140H248L247 138H245ZM202 140V139H201ZM206 140V139H205ZM208 140V141H209ZM216 140V139H215ZM213 140V141H215ZM223 140V139H222ZM239 140V139H238ZM243 140V139H242ZM68 142V140H66ZM88 141V140H87ZM207 141V142H208ZM218 141V140H217ZM237 142V140H235ZM64 142V141H63ZM62 142V143H63ZM70 142V141H69ZM90 142V141H89ZM88 142V143H89ZM201 142V141H200ZM206 142V141H205ZM204 142V143H205ZM211 142V141H210ZM220 143H222L221 141H219ZM218 142V143H219ZM228 142V140H227ZM239 142V141H238ZM245 142V141H244ZM253 142V143H254ZM49 143V142H48ZM56 143V144H55ZM92 143V141L90 142ZM209 143V142H208ZM207 143V144H208ZM213 144V142H211ZM217 142H214V146L219 148L217 145H219ZM224 143V142H223ZM232 141L229 143H227L230 147V145L232 147H234L232 145ZM252 143V144H253ZM68 145V143H66ZM226 144V145H227ZM235 144V142L233 143ZM238 144V143H237ZM236 144V145H237ZM240 144V143H239ZM246 144V143H245ZM50 145V144H49ZM222 145V144H220ZM219 145V146H220ZM225 145V144H224ZM241 145V144H240ZM45 146V147H44ZM79 146V145H78ZM206 146V145H205ZM204 146V147H205ZM209 145H207L208 147ZM213 146V147H214ZM223 146V145H222ZM238 146V145H237ZM247 146V145H246ZM249 146V145H248ZM211 147V145H210ZM225 147V146H224ZM223 147V148H224ZM241 147V146H240ZM252 147H255L252 146ZM251 147V148H252ZM78 147H76V150H77ZM194 148V147H192ZM201 148V147H200ZM212 148V147H211ZM216 148V149H217ZM228 148V147H227ZM197 150V147L195 148ZM214 149V148H213ZM219 149L217 151H219ZM225 149V148H224ZM230 149V148H229ZM235 149V148H234ZM234 149H232L233 151H235ZM238 149V147H237ZM195 150V151H196ZM200 150V149H199ZM202 150V149H201ZM204 150V149H203ZM206 150V149H205ZM222 149H220L221 151ZM226 150V149H225ZM224 150V151H225ZM232 150H229L227 149L226 152H230L232 153ZM242 150V149H241ZM252 150V149H251ZM187 151V150H186ZM198 151V150H197ZM196 151V152H197ZM211 151V150H210ZM215 151V149H214ZM213 151V152H214ZM217 151H215L216 153H218ZM237 151H240L239 149L236 150ZM249 151V150H248ZM247 151V152H248ZM188 152V151H187ZM222 152V151H221ZM244 152V150H243ZM246 152V153H247ZM259 154H258V153ZM199 151L197 152L198 156H199V159L198 161H203L202 163H199L198 161L196 162V157L195 160H185V159H181L182 161V169H181V177L179 179V182L177 184H174L173 187H170L168 189H166L165 191L163 192H160L161 189L159 188L160 186L158 185L157 186V183H156V177H155V173H154V170L150 169L149 167L147 166H144V167H141L140 169V172L141 174L139 175L141 178V180L139 181V186H138V183H137V187L139 188V192L141 193V196L143 198H145L146 200H149L150 203L154 202L155 199H157L158 197H165L167 199L170 200V204H177V206H179V204L181 205L182 203L183 204H187V203H190L192 206L190 209L193 208V211H191V213H188L190 211H187L186 214L183 213V209H182V212H181V207L179 209L180 212H174L172 211L173 213V218L171 220V222H168V221H165V219H163V217H161L158 213L154 214L151 216V218H147V219H142V216L140 215L141 213L137 214L133 219H131L130 217L127 216V219H124V220H120V218L122 216H120L119 219H113V220H109L107 222V224L105 225V227L107 226L108 229H110L112 232L116 233L119 235L118 239L119 241L123 244V242H125V240L129 237V239L132 237L133 239H131V241H136L137 240V243L139 245L138 249L136 250V253L134 254V256L132 255V264H219L222 260H224L226 257H228V254L227 256L223 253H221V249L219 248L223 243H228L231 245L233 244H236L235 243V237H233V235H231L233 232H232V227L234 228V230L236 228H239V227H245L247 230L250 229L251 227L249 226V221L248 220H257L258 223H260L261 221V216H262V210H263V206L260 204L259 202V196H262V195H259V189L258 188V184L256 183V186L255 185H252L253 187H250L246 192L245 194L241 191V187L242 185L240 183H242L244 181V179L249 176L248 173L251 172L250 170V167L251 169L255 170L256 171V168L257 166H259V164H256V168H252V164L249 163V161H246V163L248 162V165L244 166L246 167L245 169L243 167L240 166L239 163V168H243L241 170H236L234 168H232V166L230 167V169H234V171L236 170V172H232L231 175L234 176V174H236L237 176L235 177L236 179H233V177L230 178V174L228 175L227 172L225 174H221L222 177L218 178L217 182V186L219 184H223V180H225L226 182H228V184H230L232 186L231 190L229 189H224V190H221L220 191H223L222 193H220L219 191L216 192L215 191H212V190H209V186H213V185H209V181L206 177V173H204V166L208 165L210 166V164L212 165V168L213 166L216 167V165L218 166L219 165H222L223 167H226L228 165V160H222L221 158L223 157H219V162H217L216 160H207L205 158H203L201 160V154L203 153H200L199 155ZM207 153V152H206ZM209 153V152H208ZM234 153V152H233ZM240 153V152H239ZM249 153V152H248ZM251 153V152H250ZM249 153V154H250ZM69 154V153H68ZM186 154V153H185ZM189 154V153H188ZM213 154V153H212ZM220 154V152L218 153ZM242 154V153H241ZM252 155L255 154L254 152L251 153ZM264 154V153H263ZM194 155V154H193ZM215 155V153H214ZM226 155V153H225ZM229 155V153L227 154ZM236 155V154H235ZM240 155V154H238ZM181 156V155H180ZM201 156V157H200ZM210 156V155H209ZM224 156V155H223ZM179 157V156H178ZM195 157V156H194ZM208 157V156H207ZM217 157V156H216ZM216 157H214L213 159H216ZM234 157V156H233ZM241 157V156H240ZM239 157V158H240ZM245 157V154L244 156ZM242 157V158H243ZM247 157V156H246ZM257 157V156H256ZM260 157V156H259ZM185 158V157H184ZM189 158V156L187 157ZM192 158V156H191ZM189 158V159H191ZM225 158V157H224ZM228 158V157H227ZM226 158V159H227ZM237 158V157H235ZM241 158V159H242ZM249 158V156H248ZM251 158V157H250ZM253 158V157H252ZM264 158V157H263ZM262 158V159H263ZM177 159V158H176ZM232 159V157H231ZM229 159V160H231ZM238 159V158H237ZM247 159V158H246ZM253 159H257L256 161L260 162L262 161V159H259V158H253ZM245 161V159L243 158L242 160L240 161ZM216 161V162H215ZM255 161V160H254ZM239 162V161H238ZM135 163V162H134ZM221 163V164H220ZM231 163V161L229 162ZM236 163V162H235ZM243 163V162H241ZM257 163V162H256ZM262 162H260L261 164ZM264 163V161H263ZM251 164V165H250ZM255 163L253 162V165ZM230 165H233V163H231ZM229 165V166H230ZM243 165V164H242ZM229 166L227 167L229 169ZM234 166V165H233ZM250 166V167H249ZM207 167V166H206ZM211 167V166H210ZM208 167V168H210ZM260 167V166H259ZM264 167V166H263ZM262 167V168H263ZM139 168V167H138ZM221 168V167H220ZM260 167V169H262ZM207 169V168H206ZM226 169V168H225ZM231 169V170H232ZM210 170V169H209ZM220 170V169H219ZM252 170V171H253ZM139 171V170H138ZM214 171V170H213ZM224 171V170H223ZM250 171V172H248ZM254 171V173H255ZM93 172V171H92ZM259 172V170L257 171ZM256 172V173H257ZM229 173V172H228ZM247 173V174H246ZM255 173V174H256ZM139 174V173H138ZM215 174V173H214ZM219 174V173H218ZM252 174V173H251ZM255 174L250 177V179H253V177L255 176ZM264 174V173H262ZM219 174V176H221ZM247 175V176H246ZM72 176V175H71ZM209 176V175H208ZM211 176V175H210ZM209 176V177H210ZM260 176V175H259ZM258 176V177H259ZM257 177V176H256ZM257 177V178H258ZM217 178V177H216ZM249 178V177H247ZM256 179V178H254ZM253 179V180H254ZM68 180V178L66 179ZM215 180V179H214ZM249 180V179H247ZM264 179H262L263 181ZM221 181V183H219ZM252 182V180H250ZM248 181V182H250ZM257 181V180H256ZM66 182V181H65ZM63 182L64 184L62 185V191H61V194L64 195L65 191H66V188H67V183ZM247 183V181L245 180L244 183ZM254 183V181H253ZM263 183V182H262ZM122 184V183H121ZM119 182H114L113 185H111V189H112V192L113 194L116 196V195H119L121 196L122 193L125 191V186L123 187V185H121ZM227 184V183H225ZM240 184V185H238ZM238 185V186H237ZM245 185V184H244ZM251 185V184H250ZM249 185V186H250ZM128 186V185H127ZM216 186V187H217ZM220 186V185H219ZM225 186V185H224ZM228 188L229 185H227ZM226 186V187H227ZM109 187V186H108ZM223 187V186H222ZM213 188V187H212ZM220 188V187H218ZM243 188V187H242ZM110 189V190H111ZM127 189V187H126ZM215 189V187H214ZM259 189V190H258ZM218 190V189H217ZM230 192H228V191ZM134 191V190H133ZM132 191V192H133ZM136 192V191H135ZM138 192V193H139ZM212 192H215V193H212ZM108 193H111L108 191ZM107 194V193H106ZM126 195V193H124ZM123 194V196H124ZM130 194V193H129ZM134 194V193H133ZM131 195V194H130ZM140 195V194H139ZM112 196V195H110ZM242 196L245 197V201L244 203L240 204L238 203V200L241 199L242 201ZM189 197V202L186 201V199ZM243 197V198H244ZM111 198V197H110ZM134 198V197H133ZM135 199V198H134ZM144 199V200H145ZM109 200V199H108ZM121 200L123 201H126L124 200V198L121 197ZM136 200V199H135ZM166 200V199H165ZM168 200V201H169ZM131 201V200H130ZM166 201V203L168 202ZM204 201V205L207 204L206 207L204 208H201V202ZM71 202V201H70ZM146 202V201H145ZM148 202V203H149ZM159 202V201H158ZM157 202V204H158ZM108 203V202H107ZM124 203V202H122ZM130 203V202H129ZM132 203V202H131ZM147 203V202H146ZM125 204V203H124ZM145 204V203H144ZM143 204V205H144ZM168 204V203H167ZM166 204V205H167ZM200 204V207H198ZM78 205V204H77ZM136 205V204H134ZM138 205V204H137ZM151 205L149 206V208H151ZM170 205V208L172 207ZM70 206L74 207L72 204H70ZM128 206V205H126ZM140 206V205H139ZM146 207V205H144ZM175 206V208L177 207ZM182 206V205H181ZM186 206V205H185ZM184 206V207H185ZM188 206V205H187ZM189 206V207H190ZM202 206H203V203H202ZM133 207V206H132ZM136 207V206H135ZM141 207V206H140ZM160 208V206H157ZM165 207V205H164ZM188 207V208H189ZM7 207H5V204L3 205V203L0 204V244L2 242H4L5 240L9 239V237L11 236L14 230V228L16 227V225H14L15 223H13L10 219V216L8 215L9 212H7L8 210L6 209ZM77 208V211H78V215L80 218H84L86 217V219H90V220H93V221H96L98 218V215L100 214V212L98 213V211L95 210V208L91 205V203L88 201V199L82 197L81 198V203L79 205V207H76ZM109 208V207H108ZM167 209H169V207L166 206ZM174 208V209H175ZM187 208V209H188ZM152 209V208H151ZM156 209V208H155ZM178 209V208H177ZM185 209V208H184ZM74 210V209H73ZM76 210V209H75ZM107 210V209H106ZM148 210V209H147ZM229 210V211H227ZM153 211V210H152ZM171 212V210H169ZM227 211L228 213V218L231 219V225H229L231 227V234L229 232H219V231H216V227L221 224L219 223L220 221V217H221V214L223 212ZM154 212V211H153ZM167 212V211H166ZM151 213V212H150ZM179 213V214H178ZM188 213V214H187ZM226 213V212H225ZM76 214V213H75ZM144 214V213H143ZM149 214V213H148ZM160 214H162L160 212ZM166 215V213H163ZM162 214V216H163ZM171 214V213H170ZM130 215V214H129ZM164 215V216H165ZM168 215V214H167ZM174 215H177L176 218L174 217ZM224 215V214H223ZM75 216V215H74ZM88 216V217H87ZM148 216V215H147ZM169 216V215H168ZM78 217V216H77ZM167 217V216H166ZM165 217V218H166ZM76 218V217H75ZM92 218V219H91ZM170 218V217H169ZM219 219V220H218ZM226 219V218H225ZM229 219V220H230ZM75 220V219H74ZM77 220V219H76ZM75 220V221H76ZM166 220H169L170 219H166ZM174 220V221H173ZM227 220V219H226ZM228 220V221H229ZM14 221V220H13ZM99 221V220H98ZM173 221V222H172ZM219 221V222H218ZM79 222V221H78ZM81 222V221H80ZM79 222V223H80ZM97 222V221H96ZM102 222V221H101ZM224 222V221H223ZM227 223V224H230ZM233 222V223H232ZM219 223V224H218ZM91 224H92V221H91ZM95 224V222H94ZM255 224H257L255 222ZM254 224V225H255ZM80 225V224H79ZM93 225V224H92ZM96 225V224H95ZM253 225V224H251ZM15 226V227H14ZM222 226V225H220ZM260 226V225H259ZM259 226H256L258 227L259 229L261 227ZM87 227V226H86ZM102 227V226H101ZM224 226H222V229H223ZM229 227V228H230ZM97 228V226H96ZM104 228V227H103ZM253 228H255L253 226ZM16 229V228H15ZM215 229V230H214ZM228 229V228H226ZM258 229V230H259ZM109 230V231H110ZM237 230V229H236ZM241 230V229H239ZM261 230V229H260ZM259 230V231H260ZM106 231V230H105ZM228 231V230H227ZM254 231V230H253ZM257 231V228H256V231H254L252 233V236L253 235H258V237L261 235L260 232ZM238 232V230H237ZM244 232V231H243ZM245 232H247L245 230ZM244 232V233H245ZM248 232H250L248 230ZM124 233L126 234V236L124 235ZM206 234L205 236V243L203 244H198V241L200 239H202L203 235ZM236 234L238 233H235L234 236H236ZM263 234V233H262ZM246 235V234H245ZM125 236V237H124ZM241 236V235H240ZM247 236H249L247 234ZM264 236V235H263ZM251 238V235L249 236ZM124 238H126L124 240ZM204 238V237H203ZM237 238V237H236ZM248 238V239H250ZM255 238V236H254ZM262 235H261V240H262ZM11 239V238H10ZM127 239V240H129ZM257 239V238H255ZM260 239V238H259ZM264 239V238H263ZM126 240V241H127ZM252 240V238H251ZM258 240V239H257ZM130 241V242H131ZM256 241V240H255ZM254 241V242H255ZM260 241V240H258ZM257 241V242H258ZM262 243L261 247L259 246H252L247 250V257L245 256V261L242 263L240 262H237V258L236 260H234V263H238V264H261L262 261L264 263V252L263 250L261 249L263 247V241L260 242ZM255 244V243H253ZM125 245V244H124ZM127 245V244H126ZM130 245V244H128ZM255 245H258L255 244ZM260 245V244H259ZM125 247V246H124ZM131 247V246H130ZM232 247V246H231ZM230 247V248H231ZM248 247V245H247ZM111 249V248H110ZM132 249V248H131ZM219 249L221 251H219ZM233 249V248H232ZM112 250V249H111ZM228 250V249H227ZM231 250V249H230ZM107 253L109 251H106ZM113 252V251H112ZM135 252V251H133ZM132 252V254H133ZM227 252V251H225ZM230 252V251H228ZM245 253V254H246ZM113 254L114 253H108V257L107 259H105L106 261V264L110 263L113 257ZM120 254V253H119ZM129 254V253H128ZM244 254V255H245ZM125 255V254H124ZM238 255V254H237ZM77 256V255H76ZM127 256V255H126ZM125 256V257H126ZM230 256V254H229ZM240 256V255H239ZM106 257V256H105ZM234 257V256H233ZM233 257L230 256L229 259H232ZM236 257V256H235ZM242 257V256H241ZM79 258V257H78ZM128 258V257H127ZM126 258V259H127ZM243 258V257H242ZM241 258V259H242ZM74 259V258H73ZM76 259V257H75ZM89 259V258H88ZM93 259V258H92ZM91 259V260H92ZM97 259V258H96ZM228 259V261H230ZM241 259L239 261H241ZM79 260H82V259H79ZM78 260V261H79ZM90 260V261H91ZM94 260V259H93ZM92 260V261H93ZM101 261V259H98L97 261ZM120 260V259H119ZM87 261V260H86ZM96 261V260H95ZM128 261V260H127ZM226 261V262H228ZM236 261V262H235ZM83 262V260H82ZM89 262V260L87 261ZM104 262V263H105ZM108 262V263H107ZM112 262V261H111ZM230 262H233V259L230 261ZM120 263V262H119ZM123 263V262H122ZM127 263V262H126ZM233 263V264H234ZM236 263V264H237ZM74 264V263H73ZM90 264V263H89ZM94 264V263H93ZM98 264V263H97ZM227 264H230L229 262ZM232 264V263H231Z\"/></svg>", "mask_w": 264, "mask_h": 264}, {"label": "snow or ice", "instance_id": "obj_3", "mask_svg": "<svg viewBox=\"0 0 264 264\" xmlns=\"http://www.w3.org/2000/svg\"><path fill=\"white\" fill-rule=\"evenodd\" d=\"M130 64L132 63V61H131V59H129V61H128ZM61 227H62V225H61ZM17 239H18V237H17Z\"/></svg>", "mask_w": 264, "mask_h": 264}]
</instances>
